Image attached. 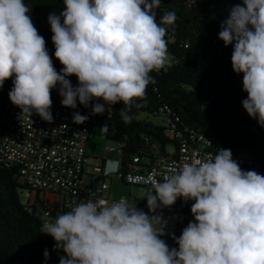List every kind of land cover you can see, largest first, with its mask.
<instances>
[{"label": "clouds", "instance_id": "clouds-1", "mask_svg": "<svg viewBox=\"0 0 264 264\" xmlns=\"http://www.w3.org/2000/svg\"><path fill=\"white\" fill-rule=\"evenodd\" d=\"M161 3L63 0L62 11L47 18L54 56L63 66L58 72L32 9L24 0H0V89L12 78L10 102L49 123L57 88L63 107L91 106L92 115L122 103L120 116L130 123L132 106L155 83L151 73L171 66L166 36L177 16L165 11L158 21ZM186 7H197V0H186ZM218 38L233 45L232 70L243 74L247 93L243 109L264 127V0L235 5ZM88 119L77 111L72 122ZM112 161L106 171L116 173L121 162ZM145 198L147 213L124 198H89L45 220L40 232L66 254L59 264H264V175L243 170L230 149L176 165L152 182ZM178 199L193 201L194 219L178 238L172 236L178 248H170L161 238L167 222L157 210Z\"/></svg>", "mask_w": 264, "mask_h": 264}, {"label": "trees", "instance_id": "trees-1", "mask_svg": "<svg viewBox=\"0 0 264 264\" xmlns=\"http://www.w3.org/2000/svg\"><path fill=\"white\" fill-rule=\"evenodd\" d=\"M24 2L32 9V21L46 40L49 55L59 72L63 66L54 56L47 18L53 11L56 14L62 11L63 0ZM161 2L157 10L158 21L165 11H174L177 16L166 36L171 66L166 71L151 73L155 83L147 87L146 98L132 106L128 113L130 123H125L120 116L122 103L110 107L107 120L105 139L122 145L120 155L116 154L122 172L129 169L135 158L139 159L143 169H147L156 157L175 154L180 142L166 135L169 127L183 136L189 131L206 135L213 141L216 151L224 148L230 149L235 156H249L256 166L241 168L264 175V127L243 109L242 101L247 98V93L243 91V74L232 70L233 45L225 47L218 38L221 23L235 5H242L243 0H197V7L191 9L186 7V0ZM69 79L73 86L77 85L75 76ZM12 87L10 78L0 89V106ZM164 106L170 110L168 121L159 115ZM140 114L160 118L162 124L141 120ZM169 146L173 148L172 152L167 150ZM103 181L105 178L98 176L91 184ZM23 189L19 168L0 162V264H59L66 254L55 250L54 239L42 234L40 229L43 212L48 208L60 211L61 205L39 201L37 205L23 206L19 200ZM192 203L186 202V212L193 218ZM46 250L49 253L47 259L44 256Z\"/></svg>", "mask_w": 264, "mask_h": 264}, {"label": "built area", "instance_id": "built-area-1", "mask_svg": "<svg viewBox=\"0 0 264 264\" xmlns=\"http://www.w3.org/2000/svg\"><path fill=\"white\" fill-rule=\"evenodd\" d=\"M51 99V123L42 120L35 113L31 117L21 113V110L10 102L9 96L0 106V162L19 168L20 183L24 187L22 196L27 200L29 207L37 205L39 201H48V197L56 198L57 203L61 205L60 211L46 209L42 215L43 222L54 220L58 214L69 211L71 206L89 198L106 201L124 198L129 202L126 196L111 197V186L106 181L109 177H117L129 186L142 187L146 192L151 188L153 181H162L163 176L169 174L176 165L194 157H205L217 152L213 141L206 135L189 131L183 136L168 127L166 135L180 142L175 154L156 157L147 169H143L139 165V159L135 158L127 171L122 172L121 167L116 173L107 172L106 165L98 162L86 182L83 178L87 163L86 146L94 117L91 106L86 108L78 103L76 109L63 107L58 88L52 90ZM77 111L89 119L83 124L73 123V113ZM159 115L161 119L168 121L169 108H160ZM107 126V120L104 119L102 134L105 138ZM111 143L106 150L120 155L122 145ZM233 159L238 161L240 167L256 166L254 160L246 155H233ZM98 176L106 180L91 184ZM144 209L146 213L149 211L146 198ZM157 211L167 222L166 234L161 238L170 248H178L172 236L178 238L193 220L186 212V202L178 199L173 206Z\"/></svg>", "mask_w": 264, "mask_h": 264}, {"label": "crops", "instance_id": "crops-1", "mask_svg": "<svg viewBox=\"0 0 264 264\" xmlns=\"http://www.w3.org/2000/svg\"><path fill=\"white\" fill-rule=\"evenodd\" d=\"M93 121H94V119H93ZM95 124H96V121L92 122L90 134L92 133ZM89 147H90V137H89V140H88L87 146H86L87 163H86V168H85L84 177H83L86 182L89 180V178L93 172V167L98 162H102V160H104V165H106V168H107L109 166V162H113L112 160H118L119 159L116 154L106 153L103 155V154H100V152H98L99 159H97V162H95L94 164L93 163L91 164L89 162V158H90V151H89L90 148ZM106 181L111 186L110 195L112 198H118L121 196H126L129 200L130 204H134V205H136V207H139V206L144 207V205H145V199H144L145 189L144 188L133 187V186L127 187L128 185L125 184L122 180H120L117 177H109Z\"/></svg>", "mask_w": 264, "mask_h": 264}, {"label": "rangeland", "instance_id": "rangeland-1", "mask_svg": "<svg viewBox=\"0 0 264 264\" xmlns=\"http://www.w3.org/2000/svg\"><path fill=\"white\" fill-rule=\"evenodd\" d=\"M169 59L171 61V57L170 56H169ZM109 116H110V108L108 109V111H105V113L103 115H99V116L94 118V121H96V124L94 125L93 131L90 134V147H89L90 148V150H89L90 151L89 162L91 164L92 163L94 164L95 162H97V159H99L98 152H100V154H103V155L106 154V153H110L108 150H106V147L108 145H111L112 143L107 141L105 139V137L103 136V134H102L104 119L108 120ZM138 118L141 119V120L148 119V120L152 121L153 123L162 124V120L160 118H154V117L148 116L146 114H140V115H138ZM172 149L173 148L171 146H169L167 148V150L169 152H172ZM127 187H131V186L128 185ZM19 200H20V202H21V204L23 206L26 205L27 200H25L22 195H20ZM47 200L50 201L51 204H54L55 202H57V199L54 198V197H48ZM137 208L145 211L143 206H139Z\"/></svg>", "mask_w": 264, "mask_h": 264}]
</instances>
